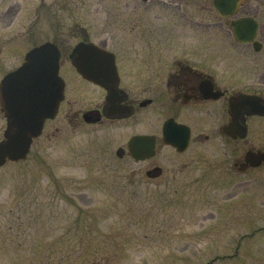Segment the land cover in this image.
<instances>
[{"label":"rangeland","instance_id":"374dc122","mask_svg":"<svg viewBox=\"0 0 264 264\" xmlns=\"http://www.w3.org/2000/svg\"><path fill=\"white\" fill-rule=\"evenodd\" d=\"M192 2L182 10L201 17ZM177 12L160 0H0V80L44 42L189 47L222 66L231 37ZM147 125L46 122L26 160L0 167V264H264V168L228 175L214 135L181 155L160 143L163 173L149 180L150 164L126 151L133 134L157 133ZM4 129L0 112V140ZM253 130L263 141L264 119Z\"/></svg>","mask_w":264,"mask_h":264},{"label":"flooded vegetation","instance_id":"af4514ba","mask_svg":"<svg viewBox=\"0 0 264 264\" xmlns=\"http://www.w3.org/2000/svg\"><path fill=\"white\" fill-rule=\"evenodd\" d=\"M233 2L195 0L193 5L204 14L192 19L182 10L183 0H160L161 6L172 11L174 17L179 16L175 13L177 10L188 20L191 18L189 22L202 27L201 32L211 34L213 29H218L231 37L229 46L223 47L227 60L220 67L198 59L189 47L173 52L171 47L143 45L119 52L117 47L111 48L103 40L98 47L113 55L117 76L112 85L105 86L76 70L71 57L74 46H58L63 99L55 118L48 121L62 115L71 124L102 125L141 119L146 126L152 122L157 125V133H136L153 140V154L144 160L150 164L146 171L149 180L163 173L162 166L154 160L158 146L162 144L181 155L194 142L201 146L212 143L214 135L227 147L223 168L228 175L240 176L264 168V160L256 165L254 157L264 153V140L257 139L253 130L254 122L264 119V114L254 113L250 104L244 102L245 96H249L258 98L264 105V23L257 17L264 3L262 0H237L233 13L228 14ZM242 18H252L256 23L254 37L247 42L235 37L233 23ZM249 26L243 24V29L238 26L241 37H248L245 29ZM229 55L233 59L230 62ZM105 56L100 55L99 59ZM83 58L88 59L87 56ZM150 113L156 119L149 120ZM1 115L6 126L4 114ZM165 127L167 132L175 131L178 140L187 136L184 151L164 142ZM244 129L245 134L241 136ZM119 155H125L124 149H120ZM198 155L205 156L203 151Z\"/></svg>","mask_w":264,"mask_h":264},{"label":"water","instance_id":"95a60500","mask_svg":"<svg viewBox=\"0 0 264 264\" xmlns=\"http://www.w3.org/2000/svg\"><path fill=\"white\" fill-rule=\"evenodd\" d=\"M236 2L234 0L230 4L228 14L233 13ZM243 24L250 25L249 29H245V33H249L248 37H241L242 33L239 34L238 26L243 29ZM234 25L239 41L252 40L256 30V23L252 18L238 19ZM100 55L106 56L99 59ZM84 56L88 59H84ZM71 57L77 71L91 81L110 86L117 80L113 56L94 44L79 42ZM58 71L59 51L56 45L46 42L29 50L23 63L0 82L1 111L7 122L3 139L0 140V167L7 162L25 160L33 140L41 135L44 122L55 117L57 107L63 99V81ZM244 102L250 104L254 113L264 114V105L258 98L245 96ZM171 132L174 134L167 132L165 127L164 142L180 152L184 151L187 136L178 140L175 138V131ZM244 134L245 129L241 136ZM127 147L130 156L139 161L153 154L154 144L151 137L135 135L130 138ZM254 157L256 165L264 160L263 153Z\"/></svg>","mask_w":264,"mask_h":264}]
</instances>
